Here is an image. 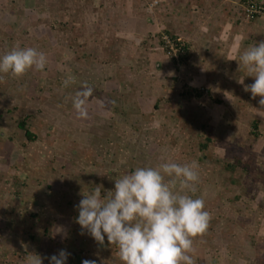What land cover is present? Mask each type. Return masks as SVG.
Instances as JSON below:
<instances>
[{"label":"rangeland","instance_id":"obj_1","mask_svg":"<svg viewBox=\"0 0 264 264\" xmlns=\"http://www.w3.org/2000/svg\"><path fill=\"white\" fill-rule=\"evenodd\" d=\"M165 1L0 0V56L19 46L47 57L43 71L0 73V264L33 253L50 264L60 250L67 264H122L76 222L81 193L168 161L199 165L195 197L211 221L195 264H264V109L238 83L254 78L219 47L173 64L159 38ZM260 36L244 35V50Z\"/></svg>","mask_w":264,"mask_h":264},{"label":"clouds","instance_id":"obj_2","mask_svg":"<svg viewBox=\"0 0 264 264\" xmlns=\"http://www.w3.org/2000/svg\"><path fill=\"white\" fill-rule=\"evenodd\" d=\"M239 60V70L242 64L254 83L245 84L244 77L238 83L252 99L260 97L264 109V41L249 46ZM46 65V55L33 47L14 46L0 56V73L17 78L33 69L43 71ZM198 169L195 161H168L112 178L111 190L94 184L90 192L81 193L76 222L99 245H105L107 238L108 245L118 250L122 264H195L194 241L207 232L211 221L204 199L195 197ZM69 255L60 250L50 257V264H67ZM27 264H43V259L33 253Z\"/></svg>","mask_w":264,"mask_h":264},{"label":"crops","instance_id":"obj_3","mask_svg":"<svg viewBox=\"0 0 264 264\" xmlns=\"http://www.w3.org/2000/svg\"><path fill=\"white\" fill-rule=\"evenodd\" d=\"M119 14L124 17L126 13ZM160 19L159 25L165 24L167 28L163 33L169 32L180 37L189 46V51L195 46L215 50L219 47L225 57L235 58L243 52L246 46L244 35L248 36L245 38L248 40L264 34L261 21H244L239 12L238 0H166ZM255 22L257 24L251 28ZM159 25L156 24V30ZM234 49L236 51L232 54L230 51Z\"/></svg>","mask_w":264,"mask_h":264},{"label":"trees","instance_id":"obj_4","mask_svg":"<svg viewBox=\"0 0 264 264\" xmlns=\"http://www.w3.org/2000/svg\"><path fill=\"white\" fill-rule=\"evenodd\" d=\"M164 37H166L168 40H170L172 42L173 45V49L176 51V56L177 58H175V56L173 55V52L165 45V39ZM160 38V44L164 49V52L170 57L171 61L177 65V66H183L187 63L188 57H189V46L187 44H185L183 41H180L177 37H175L174 35H172L169 32H164L163 34L159 35ZM191 93H185L186 95L188 94L189 96L192 95V93H194L195 97L199 98L201 97V93H198L196 90L194 89H190ZM184 94V95H185ZM18 129L23 131L24 133V137L25 140L27 142H34L35 140V135H33L26 127V123L25 120L21 121L20 123H18L17 125ZM253 128L255 130H257V122L253 123ZM208 143H210L209 139L205 140V143L201 146V150H204L207 148ZM239 164V162H236V164H225L224 168L225 170L229 171V172H233L234 170V166Z\"/></svg>","mask_w":264,"mask_h":264},{"label":"built area","instance_id":"obj_5","mask_svg":"<svg viewBox=\"0 0 264 264\" xmlns=\"http://www.w3.org/2000/svg\"><path fill=\"white\" fill-rule=\"evenodd\" d=\"M239 2L241 3L243 14L248 19L264 17V3H260L255 0H239ZM164 39L165 45L173 52L175 58H177L176 51L173 49L172 42L166 37H164Z\"/></svg>","mask_w":264,"mask_h":264}]
</instances>
